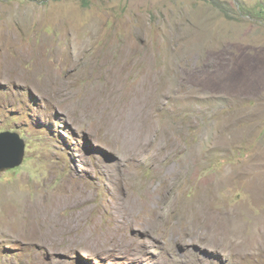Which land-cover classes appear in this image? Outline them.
Wrapping results in <instances>:
<instances>
[{"label": "rangeland", "instance_id": "rangeland-1", "mask_svg": "<svg viewBox=\"0 0 264 264\" xmlns=\"http://www.w3.org/2000/svg\"><path fill=\"white\" fill-rule=\"evenodd\" d=\"M2 31L0 264H264V0H0Z\"/></svg>", "mask_w": 264, "mask_h": 264}, {"label": "bare ground", "instance_id": "bare-ground-1", "mask_svg": "<svg viewBox=\"0 0 264 264\" xmlns=\"http://www.w3.org/2000/svg\"><path fill=\"white\" fill-rule=\"evenodd\" d=\"M13 36H15V35H13ZM9 36H5V33L2 31V32H0V39H2V41L3 42H6V43H8L9 42ZM10 41H11V39H10ZM17 41V40H16ZM75 45H77V44H75ZM27 51V50H26ZM45 52H44V50H43V47L41 46V47H38V48H36L35 50H33V49H29V51H28V53H27V55H26V57L27 58H31V57H33L34 55H36V57H38V60H39V63L41 64V65H44L45 66V70H47V71H51V66L49 65V64H47V62H46V58H45V54H44ZM78 56V55H77ZM36 60V59H35ZM2 62H3V60H1ZM16 63V62H15ZM3 64V63H2ZM10 64L8 63V65H5L6 67L4 68L5 70H7L8 72L9 71H12V68H11V70H10V66H9ZM13 66V65H12ZM16 66V65H15ZM41 68V67H40ZM20 69V68H19ZM4 70V71H5ZM15 72H16V70H17V68L15 67L14 69H13ZM44 71V70H43ZM8 72H6V73H8ZM9 73H11V72H9ZM37 73V72H36ZM36 73L34 74V75H30L31 77L32 76H35L36 75ZM50 73V72H49ZM17 74V73H16ZM24 76H26V73L24 74L23 72H21V75H20V77H24ZM10 77V76H9ZM17 77V76H16ZM19 77V78H20ZM47 80H48V78H47ZM84 190V189H83ZM83 192V191H82ZM253 194L254 195H262V194H264V189H262V188H256V189H253ZM84 193V192H83ZM87 194V193H86ZM87 195H85V197H86ZM90 198V197H89ZM111 204V203H110ZM122 204H123V202H121V201H118L116 204H112V206L113 207H118L117 208V211H118V214H116V223L117 224H123V226L124 227H127L126 225H127V220H126V210H122ZM54 210V209H53ZM63 211V210H62ZM116 211V210H115ZM56 213V212H55ZM74 214V213H73ZM58 215V214H57ZM72 216H74V215H72ZM52 217V216H51ZM79 217V216H78ZM77 217V218H78ZM17 218H18V216H17ZM60 218V217H59ZM69 218V217H68ZM22 219V218H21ZM20 219V220H21ZM55 219V218H54ZM122 219V220H121ZM61 220V219H60ZM73 220V218H71L70 219V221H72ZM79 220V219H78ZM55 221V220H54ZM68 221V220H67ZM81 221V220H80ZM23 221H16L15 222V220H14V223H15V226L17 227V229H21L22 227H23V223H22ZM66 222V221H65ZM69 222V221H68ZM67 222V223H68ZM48 223H49V221H48ZM52 223V225L54 226V229H55V231H56V235H58L59 237H64V235L65 234H68V231L67 230H65V227L63 226H61L59 223L58 224H56V223H53V222H51ZM0 224H1V230L4 232H10L11 230H12V227H13V225L11 224V221H8V219H6V218H2V220H0ZM65 224V223H64ZM226 224V223H225ZM77 226V225H76ZM120 225H117V227H116V231H118L119 232V230H120V227H119ZM230 226V225H229ZM80 227V226H79ZM78 226L77 227H75V229L76 228H79ZM82 227V226H81ZM53 228V227H52ZM115 228V227H114ZM53 229V230H54ZM70 229V228H69ZM124 229V228H123ZM72 230V229H71ZM49 231V230H48ZM14 232V231H13ZM237 232V231H236ZM239 232V231H238ZM70 233V232H69ZM117 233V232H116ZM236 234V233H235ZM116 235V234H115ZM252 239H248V241H246L245 243L248 245V244H252V243H257V242H260V244L262 243V244H264V240L262 241H260V240H258V239H256V237H251ZM59 239V238H58ZM114 239V238H113ZM232 240V239H231ZM52 241H56V239L55 240H52ZM59 242V241H58ZM61 243H64V241L62 242L61 241ZM72 244V243H71ZM70 244V245H71ZM73 246H74V244H72ZM241 245V244H240ZM68 246H69V244H68ZM67 246V247H68ZM242 246V245H241ZM261 246V245H260ZM66 247V246H65ZM70 247V246H69ZM231 247V246H230ZM240 247V246H239ZM241 249V248H240ZM237 254V253H236ZM235 255V254H234Z\"/></svg>", "mask_w": 264, "mask_h": 264}, {"label": "water", "instance_id": "water-1", "mask_svg": "<svg viewBox=\"0 0 264 264\" xmlns=\"http://www.w3.org/2000/svg\"><path fill=\"white\" fill-rule=\"evenodd\" d=\"M24 143L16 133H0V171L15 169L22 164Z\"/></svg>", "mask_w": 264, "mask_h": 264}]
</instances>
